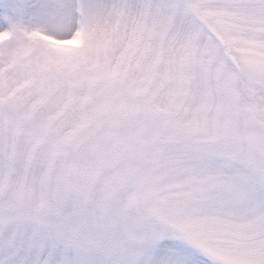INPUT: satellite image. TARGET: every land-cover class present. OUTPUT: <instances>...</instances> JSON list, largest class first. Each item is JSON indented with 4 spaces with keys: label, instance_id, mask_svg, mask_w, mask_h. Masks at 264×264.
I'll list each match as a JSON object with an SVG mask.
<instances>
[{
    "label": "snow or ice",
    "instance_id": "snow-or-ice-1",
    "mask_svg": "<svg viewBox=\"0 0 264 264\" xmlns=\"http://www.w3.org/2000/svg\"><path fill=\"white\" fill-rule=\"evenodd\" d=\"M0 264H264V0H0Z\"/></svg>",
    "mask_w": 264,
    "mask_h": 264
}]
</instances>
